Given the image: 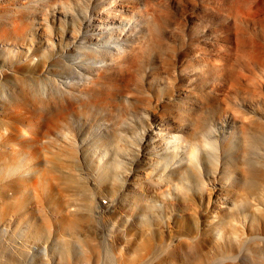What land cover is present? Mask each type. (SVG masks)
Returning a JSON list of instances; mask_svg holds the SVG:
<instances>
[{"label":"bare ground","instance_id":"1","mask_svg":"<svg viewBox=\"0 0 264 264\" xmlns=\"http://www.w3.org/2000/svg\"><path fill=\"white\" fill-rule=\"evenodd\" d=\"M72 13L77 22H68L66 30L49 24L51 16ZM189 18L200 27L186 28ZM37 29L35 37L32 30ZM173 30L183 39L178 47L171 42ZM186 62L195 65L191 71ZM181 79L179 96L186 97L176 125L160 114L156 120L162 127L154 131L160 139H140L137 147L145 158L141 163L148 164L159 162L148 156L155 147L165 145L168 154L182 152L180 175L172 168L162 173L168 176L164 184L150 179L157 190L170 194H181L173 181L193 169L197 150L213 155L204 109L222 102L238 116L239 108L228 101L230 92L237 105L264 101V0H0V171L19 158L20 151L47 149L46 138L67 126L78 104L101 109L144 104L161 82ZM171 128L176 132L168 134ZM62 136L67 141V135ZM253 165L248 162L250 168ZM125 176L129 184L135 178ZM218 178L210 181L217 184ZM27 183L24 175L10 177L0 191L11 195L12 184L23 190ZM238 205V210L248 207L244 202ZM236 228L229 223L218 226L214 236L229 244L220 246L219 255L208 261L193 250L190 264H264V244H233L239 239ZM12 231L7 224L0 226V264L22 263L26 257L24 250L15 252ZM86 258L75 259L76 264H86Z\"/></svg>","mask_w":264,"mask_h":264},{"label":"rangeland","instance_id":"2","mask_svg":"<svg viewBox=\"0 0 264 264\" xmlns=\"http://www.w3.org/2000/svg\"><path fill=\"white\" fill-rule=\"evenodd\" d=\"M73 15L51 16L49 24L66 30L68 22H77ZM193 27L200 26L189 18L186 28ZM38 32L32 30L35 37ZM171 42L176 47L183 43L179 30H173ZM184 65L189 71L195 66ZM182 79L161 82L144 104H114L103 110L78 104L65 119L67 126L46 138L47 149L29 148L7 162L0 185L20 175L28 182L23 190L12 184L9 196L0 191V226L15 229L12 246L26 254L22 263L12 264H76L81 257L88 258L86 264H190L193 250L208 261L229 244L214 236L218 226L228 223L238 231L239 242L233 244H264V101L237 105L230 92L228 101L241 117L222 102L204 109L214 152L208 157L197 150L193 169L173 181L181 194L157 190L150 181L155 177L164 184L168 176L162 173L172 168L181 172L180 150L168 154L162 145L148 154L159 162L140 161L145 158L139 140L160 139L154 134L162 127L156 117L162 114L176 125L186 97L179 96ZM127 173L135 175L131 184ZM214 176H219L217 184L210 181ZM126 198L130 204L124 205ZM243 202L248 207L236 209Z\"/></svg>","mask_w":264,"mask_h":264}]
</instances>
